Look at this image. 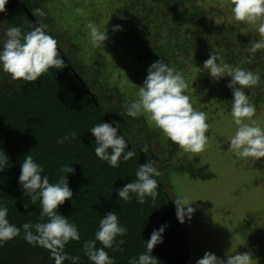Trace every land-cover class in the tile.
Here are the masks:
<instances>
[{
	"label": "trees",
	"instance_id": "16d2710c",
	"mask_svg": "<svg viewBox=\"0 0 264 264\" xmlns=\"http://www.w3.org/2000/svg\"><path fill=\"white\" fill-rule=\"evenodd\" d=\"M18 1L20 4L17 0H8L6 11L0 13V36L9 26H19L22 31L27 32L36 24H45L40 16L33 15L34 10L42 6L40 0ZM157 3L165 10L162 16H135L129 21L131 25L128 24L131 29L130 38H124L117 44L121 50L127 48L137 63L150 66L154 61L163 59L178 71H184L187 62L197 67L203 65L210 52L218 55L230 53L226 60L236 62L234 53L238 47L231 50L232 44L228 39L239 35V27L227 25L211 29L209 31L214 34V39L202 45L201 40L205 32H202L199 24L204 21L205 12L199 9L196 0H157ZM27 13L36 22H32ZM173 18V26L168 28L165 20ZM195 24L198 25L191 30ZM158 25L177 36L169 34L162 40L158 39L154 31ZM182 27L187 32L184 35L179 32ZM143 28L154 29L153 37L142 35L140 30ZM47 31L56 39L57 49L65 56L68 64L64 62L60 68L49 69L33 82L14 81L8 73L0 71V150H3L8 158V164L0 171V204L7 207L10 223L21 227L26 222H44L40 218L39 200L33 204L29 197L23 195L18 184L20 165L26 155H31L43 166L42 176L47 175L50 183H55L60 178L59 169L63 165H71L75 169L74 174H66L73 198L59 205L57 210L66 216L70 223H75L79 230L80 241H70L65 246V252L70 256L80 257L79 264H91L84 255L83 243L94 239L103 214L112 210L116 212L121 224L127 227V234L122 238L117 237V240L125 241L120 246L123 250L105 249L109 256L114 258L115 264H128L129 258L144 252V241L161 225L166 226L163 243L154 247L152 255L158 260L157 264H181L186 257V250L181 230L176 229L170 213L173 203L161 174L154 177L158 183V196L154 201L151 197H146L145 202L140 204L135 194H130L131 199L124 202L116 193V189L135 180V173L140 164L151 160L150 153L142 152L141 148L144 145L149 147L150 131L152 137L161 135V131L155 128L151 130L141 116L131 118L126 115V106L132 101L120 94H115L114 101L104 95L101 87H90L88 79L84 77L86 66L82 60L70 57L61 48L56 36L48 28ZM260 63L262 66L264 62H258L257 58L240 61V64L253 70L261 67ZM69 67L76 72L78 78H75ZM219 81L224 83L222 78ZM245 91L256 108L263 104L258 92ZM231 100L232 96L229 94L224 96V105L228 111ZM105 119L117 123L120 133L127 141L128 149L134 150L135 153L128 161L121 159L116 168L109 167L107 162L99 160L94 153L95 138L90 129L99 122H106ZM72 132L76 133L75 140L66 141L62 145L56 143L58 138ZM170 145L171 158L180 147L171 141ZM197 165L198 160L195 158L187 162L186 166L178 168V172L187 174L191 179L212 178L211 174L204 172L203 168H197ZM254 166L260 167L259 161H254ZM251 222L252 218L246 219L237 228L236 233L242 239ZM97 247H101L99 242ZM244 249L245 252L250 251L247 246H244ZM0 264H53V260L47 249L28 244L23 239L21 228L20 236L0 245ZM65 264L71 262L65 261Z\"/></svg>",
	"mask_w": 264,
	"mask_h": 264
},
{
	"label": "clouds",
	"instance_id": "9594fccd",
	"mask_svg": "<svg viewBox=\"0 0 264 264\" xmlns=\"http://www.w3.org/2000/svg\"><path fill=\"white\" fill-rule=\"evenodd\" d=\"M8 0H0V13L6 11ZM230 11L236 22L255 25L259 36L257 40L249 41L248 53L255 55L264 52V0H231ZM33 15L44 17L46 12L36 8ZM89 39L94 47L103 46L108 39L107 29L101 30L89 24ZM119 24L112 27L113 32L121 31ZM64 60L57 49V41L47 31L45 24L39 23L32 30L24 32L19 26L7 27L0 36V71L8 73L14 81H36L51 68H60ZM203 69L214 80L219 81L225 76L231 77L226 87L232 92L230 115L236 126L234 133L228 139L229 150L239 159L251 158L253 161L264 158V127L256 119V106L249 99L245 89L264 84L261 73L242 67H229L216 53L210 52L203 63ZM188 85L183 74L170 66L163 59L154 61L148 68L143 85L138 87V99L126 106L128 117L146 116L155 127L171 142L177 144L183 151L199 153L205 150L208 143L206 133L209 129L207 115L194 109L190 97L185 94ZM95 138V156L107 162L109 167L119 166L121 159L130 160L134 150L128 149L125 137L120 133L116 122H99L90 129ZM76 139V133H69L58 138V145ZM126 149H128L126 151ZM110 150V151H109ZM148 145L141 151L147 153ZM8 164V158L0 150V171ZM155 160H147L140 164L135 173V180L116 189L120 200L128 202L130 194H135L137 202L143 204L146 197L154 201L158 196V183L154 177L159 176ZM61 175L55 183H50L44 168L31 155H26L20 165L18 184L24 196L33 204L39 200L40 218L44 222L24 223L21 227L10 223L7 207L0 204V245L21 235L30 245L39 246L49 251L53 264H79V256H70L65 252V246L70 241H80V233L75 223L58 212V206L66 200H72L73 192L69 187L66 174H74L71 165H63L59 169ZM187 196H178L173 200L175 215L180 223L191 219L196 211ZM46 218V220H45ZM165 225L154 229L147 241H144L145 251L129 258L128 264H157L152 255L154 247L163 243ZM127 227L122 225L114 210L103 214L99 221L94 239L83 243L84 255L91 264H115L114 258L105 249L123 250V239ZM97 242L101 247H97ZM195 264H253V256L249 252H226L223 259L214 253L205 252Z\"/></svg>",
	"mask_w": 264,
	"mask_h": 264
},
{
	"label": "rangeland",
	"instance_id": "374dc122",
	"mask_svg": "<svg viewBox=\"0 0 264 264\" xmlns=\"http://www.w3.org/2000/svg\"><path fill=\"white\" fill-rule=\"evenodd\" d=\"M196 2L199 9L205 12V19L199 24L202 32H205L201 40L202 45L214 39V34L209 30L233 25L239 27L240 32L238 36H232L228 41L232 44L231 50L238 47L234 53L237 59L233 63L226 60L230 53H221L219 56L224 63L229 67L246 68L240 64V61L246 58L251 60L257 58L258 62L261 60L264 62V52L249 55V41L259 39L256 26L233 19L230 11L231 0ZM40 3L41 9L46 12L41 21L56 36L61 48L70 57L82 60L86 66L84 77L88 79L90 87H101L104 95L114 101L115 94H120L132 102L138 99V87L143 85L149 65L137 63L127 48L121 50L117 44L124 38H130L131 29L128 28V24L135 16L138 18L162 16L165 10L157 0H40ZM165 22L169 28L173 26L174 18L166 19ZM89 24L101 30L107 29L108 39L103 46L92 45L89 39ZM117 24L122 30L113 32L112 27ZM197 25L195 24L191 30ZM153 30L143 28L140 33L153 37L155 31L161 40L166 37L165 35L177 36L160 25ZM179 32L183 35L187 33L184 27L179 29ZM185 64L187 68L180 71L188 85L185 94L190 97L195 110L203 111L207 115L209 129L206 133L208 143L205 150L190 153L179 148L170 158V141L162 132L157 137H152L151 131L148 134L150 159L155 160V167L159 172L161 170V178L165 182L172 203L178 196H187L195 201L191 206L196 211L191 219L186 218L184 223L178 221L186 250L185 260L187 264H195L205 252L214 253L223 259L226 252H245L244 246H247L250 249L249 253L257 256L253 258V264H264V158L257 160L260 167H256L251 158L239 159L229 150L228 139L236 126L232 122L230 111L224 105V96L226 94L232 96L231 90L226 87L231 77L222 78L224 83L217 82L203 69V65L197 67L188 62ZM249 70L261 73L264 79V63L261 67ZM245 90L260 94L263 104L256 108L253 119L264 127V84ZM141 117L146 120L151 130L158 129L146 116ZM195 158L198 160L197 168H203L212 178L191 179L187 174L178 172V168L186 166L187 162ZM173 209L175 212L174 203ZM249 218H252V222L246 228L245 237L242 239L236 230Z\"/></svg>",
	"mask_w": 264,
	"mask_h": 264
},
{
	"label": "water",
	"instance_id": "95a60500",
	"mask_svg": "<svg viewBox=\"0 0 264 264\" xmlns=\"http://www.w3.org/2000/svg\"><path fill=\"white\" fill-rule=\"evenodd\" d=\"M17 2H18V4H20V1L17 0ZM27 15H28V17L32 20V22H36L35 19H34L33 17H31L30 14L27 13ZM36 25H37V24H36ZM58 52L61 54V56H62L64 62H65L66 64H68V62H67L66 59H65V56L61 53V51L58 50ZM69 69L72 70V72H73L75 78H78V75L76 74V72H75L71 67H69ZM78 80H79V82H81L80 79H78ZM105 121L108 122V123H111V122H110L109 120H107V119H105ZM170 213H171V215H172V217H173V222H174V225H175L176 229H179V228H180V226H179V222H178V220H177V218H176V215H175V212H174V209H173V208H171ZM181 264H186L185 259L181 261Z\"/></svg>",
	"mask_w": 264,
	"mask_h": 264
},
{
	"label": "bare ground",
	"instance_id": "6f19581e",
	"mask_svg": "<svg viewBox=\"0 0 264 264\" xmlns=\"http://www.w3.org/2000/svg\"><path fill=\"white\" fill-rule=\"evenodd\" d=\"M172 206V205H171Z\"/></svg>",
	"mask_w": 264,
	"mask_h": 264
}]
</instances>
